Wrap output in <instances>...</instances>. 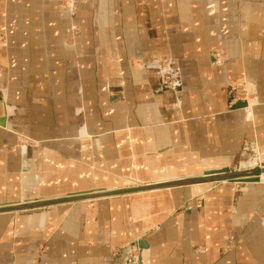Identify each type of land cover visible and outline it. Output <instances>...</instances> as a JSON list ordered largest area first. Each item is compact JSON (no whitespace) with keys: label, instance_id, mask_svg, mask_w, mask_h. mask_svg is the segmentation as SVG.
Masks as SVG:
<instances>
[{"label":"crops","instance_id":"1","mask_svg":"<svg viewBox=\"0 0 264 264\" xmlns=\"http://www.w3.org/2000/svg\"><path fill=\"white\" fill-rule=\"evenodd\" d=\"M75 6L0 0V203L264 161V0ZM133 243L143 264H264V175L0 214V264H122Z\"/></svg>","mask_w":264,"mask_h":264},{"label":"water","instance_id":"2","mask_svg":"<svg viewBox=\"0 0 264 264\" xmlns=\"http://www.w3.org/2000/svg\"><path fill=\"white\" fill-rule=\"evenodd\" d=\"M247 101H241L238 106H247ZM264 173V162L256 164L254 167H246L239 170H232L229 167L219 169H208L199 173L176 176V178L150 182L140 185H128L114 188H96L86 191L57 194L52 196L36 197L25 200L24 203H6L0 205V212L17 210H38L61 203H72L97 198L110 197L136 193L147 190L171 188L178 186H188L200 183H218L221 181H259Z\"/></svg>","mask_w":264,"mask_h":264},{"label":"built area","instance_id":"3","mask_svg":"<svg viewBox=\"0 0 264 264\" xmlns=\"http://www.w3.org/2000/svg\"><path fill=\"white\" fill-rule=\"evenodd\" d=\"M60 3L63 7H65L71 15L75 14L77 6H75L76 0H60ZM214 56L216 58V62L218 64H222L223 61L225 60L224 53L220 50L215 51ZM179 77L177 75V70L168 68V69H163V73L161 76V83L164 87L177 90L179 86ZM229 92L231 94V100H248L251 91L248 89L247 85H231ZM128 248V247H127ZM127 250V249H126ZM129 254L125 258L126 264H137V249L136 248H131L128 249ZM40 252H43V250H40Z\"/></svg>","mask_w":264,"mask_h":264},{"label":"rangeland","instance_id":"4","mask_svg":"<svg viewBox=\"0 0 264 264\" xmlns=\"http://www.w3.org/2000/svg\"><path fill=\"white\" fill-rule=\"evenodd\" d=\"M244 157H246V160H250V159H252V160H254L255 158H257V155L255 154V153H252V151L250 150L249 151V153H247V154H245L244 155ZM258 159H256L255 161H257ZM255 161L252 163V165L255 163ZM251 162V161H250ZM248 166H250V165H242V164H240V163H237V164H235V165H230V169H232V170H239V169H243V168H246V167H248ZM44 248H45V246L43 245L42 247H41V250H44ZM131 248H136L137 249V251L139 250L138 249V247H137V245L136 244H130L129 246H128V248H127V250H125V254H124V256H123V261H122V264H123V262H125V258L128 256V254H129V250L128 249H131ZM41 253V252H40ZM138 253H140L139 251H138ZM137 253V254H138Z\"/></svg>","mask_w":264,"mask_h":264},{"label":"bare ground","instance_id":"5","mask_svg":"<svg viewBox=\"0 0 264 264\" xmlns=\"http://www.w3.org/2000/svg\"><path fill=\"white\" fill-rule=\"evenodd\" d=\"M249 100V99H248ZM248 100H245V101H248ZM262 161L261 159H258L257 161H255V163L253 165H251L250 167H254L256 164H261ZM248 168V167H247ZM264 173L261 175L263 177ZM261 176H260V179H261ZM172 179V178H171ZM164 180H168V179H164ZM163 181V180H161ZM157 182V181H155ZM221 182H230V181H221ZM235 182H242V181H235ZM219 183V182H218ZM200 184H210V183H200ZM194 185H198V184H194ZM154 190H157V189H154ZM42 197V196H41ZM33 199V198H31ZM25 200H30V199H21V200H17V201H10V202H3V203H0L1 204H6V203H24ZM62 204V203H61ZM58 205V204H57ZM54 206V205H53ZM33 211V210H32ZM13 212H28L27 210H17V211H3V212H0V214H3V213H13ZM123 264H126V262H123ZM137 264H143L141 261H140V253L137 254Z\"/></svg>","mask_w":264,"mask_h":264}]
</instances>
